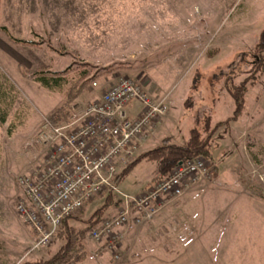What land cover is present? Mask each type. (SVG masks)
<instances>
[{
    "label": "rangeland",
    "instance_id": "rangeland-1",
    "mask_svg": "<svg viewBox=\"0 0 264 264\" xmlns=\"http://www.w3.org/2000/svg\"><path fill=\"white\" fill-rule=\"evenodd\" d=\"M263 26L264 0H0L4 102L14 101L15 108L31 103L32 113L41 106L42 121L81 83L74 101L80 106L122 77L145 91L151 84L154 92L156 83L167 118L156 133L152 127L132 159L166 136L184 144L192 128L207 130V119L211 127L221 123L211 139L213 162L204 159V177L151 219L127 224L112 251L87 232L67 264H264V70L252 53ZM38 74L64 75L66 82L60 90H46L36 82ZM245 79L244 111L225 121L234 110L226 88ZM141 108L132 102L126 110L131 117ZM9 140L0 127V260L9 264L37 251L42 262L64 239L53 238L45 248L34 247L36 239L21 246L19 238L29 232L15 205L21 196L17 178L41 163L44 147L31 144L26 158L24 148H12ZM214 166L217 174L210 172ZM158 178V164L141 161L118 189L134 196ZM102 202L93 199L84 219ZM68 223L86 225L74 218Z\"/></svg>",
    "mask_w": 264,
    "mask_h": 264
},
{
    "label": "built area",
    "instance_id": "built-area-1",
    "mask_svg": "<svg viewBox=\"0 0 264 264\" xmlns=\"http://www.w3.org/2000/svg\"><path fill=\"white\" fill-rule=\"evenodd\" d=\"M134 101L142 108L132 118L126 107ZM166 112L163 100L154 99L139 82L122 77L100 97L78 106L67 122L54 121L52 114L43 116L33 143L44 147L45 153L40 164L17 178L21 196L15 205L18 217L35 235L34 247L49 246L64 218L85 201L110 192L120 196L121 204L88 236L112 251L127 224L151 219L207 174L205 160L195 157L180 162L167 177L137 195L119 191L115 178L120 168L135 156Z\"/></svg>",
    "mask_w": 264,
    "mask_h": 264
},
{
    "label": "trees",
    "instance_id": "trees-1",
    "mask_svg": "<svg viewBox=\"0 0 264 264\" xmlns=\"http://www.w3.org/2000/svg\"><path fill=\"white\" fill-rule=\"evenodd\" d=\"M252 53L257 58L256 66L258 70H264V26L259 31L257 41L252 49ZM85 76L86 72L83 71ZM35 80L40 83L43 87L49 90H60L61 87L66 82V77L64 75L56 76H43L37 75ZM248 80L245 79L239 84L235 85L226 80V90L228 91L231 99L234 103V110L231 117L226 118L225 121L238 119L244 111V95L247 91ZM252 83V82H251ZM84 89V85L73 87L66 94L65 100L55 109L52 114L54 121L67 122L72 116L73 112L77 109L75 107V99L81 94ZM1 97V96H0ZM3 99L1 98V103ZM3 113L5 114L6 111ZM210 119H207L204 133L198 128H192L189 132V137L184 145H176L172 143L169 137H164L160 144L155 148L140 153L134 159L130 160L127 165L118 173L115 178V182L118 184L133 168L141 161H150L157 163L159 166V179L167 177L171 170L180 162L188 159H193L195 157H201L213 162V156L210 151L211 139L213 134L220 127L221 123L217 122L212 127L210 125ZM217 167L214 166L210 170L214 174H217ZM103 197V202L97 205L93 210L88 219H84V214L90 202L85 201L83 205L73 214L64 218L61 226L57 229L55 238L64 239V243L57 249V251L50 256L44 262H33V263H23V264H67L68 259L71 257L75 250V245H77L83 236L87 232L99 225V222L104 218V214L113 206H119L121 204V198H118L115 193H104L94 196L93 199ZM83 220L86 225L84 227L71 226L69 222L70 219Z\"/></svg>",
    "mask_w": 264,
    "mask_h": 264
},
{
    "label": "crops",
    "instance_id": "crops-1",
    "mask_svg": "<svg viewBox=\"0 0 264 264\" xmlns=\"http://www.w3.org/2000/svg\"><path fill=\"white\" fill-rule=\"evenodd\" d=\"M2 78H4V74L0 71V82H1ZM150 85L151 84H148L146 86V91L149 95H151L152 97H155V99H157V100L165 98V96L162 95L161 89H159V87H158V85H156V83H155L154 92L149 89ZM42 88L47 90V88H45L43 86H42ZM96 97H98V96H96ZM1 98L3 99L2 103H1ZM4 101H5V97H0V127H4V129L6 128V134L10 139L9 142H10V144H13V145H11V147L14 149L24 148L23 155L27 158L29 154H27L26 150H28V148L30 147L31 144H34L33 138L35 137V135L37 134V132L39 130V127L41 124V117H42L41 115L45 114L46 110H44L45 108L40 106L38 109L34 110V113H32L31 103L26 104L24 102L23 104L21 103L19 108L18 107L15 108L14 107V101L9 102V100H7V99H6L7 103ZM83 104H85V103H83ZM78 106H80V105H77V103H75V107L78 108ZM12 108L14 109L13 111H12ZM3 111L4 112L6 111V113L4 114ZM140 113H141V111L139 113L131 116V117L134 118L137 115H139ZM127 114H128V112H127ZM166 115L161 120L160 125L158 127L156 126L155 133H156L157 129L160 128L161 124H163L165 122V119L167 118ZM186 141H187V139L185 140V143H186ZM172 143H174L176 145H184L185 144V143L184 144H177L173 141H172ZM35 146H37V145H35ZM141 147H142V144H140L138 148L141 149ZM142 152H144V151L140 150V153H142ZM44 153H45V149H44ZM43 156H44V154H43ZM36 165L37 164L29 167L28 170L26 171V173L28 171H30L31 169H33ZM27 166H29V165H25L24 168L26 169ZM27 230H28L29 234L27 233V235L21 236L19 238V241L21 243L20 244L21 246L24 245L26 247L27 245H29V247H31L34 243L35 237H34V234L32 231H30L28 228H27ZM0 252H1V250H0ZM31 253H34V256H31L32 255ZM27 256H29L28 260L26 259ZM38 256H41V252L38 253L37 251H31V252L25 253L23 255L20 254L13 259L14 261L9 262V264H23V263L40 262L41 260L38 258H42V257H38ZM46 260L47 259H44V260H42V262H44ZM2 263L3 262L0 260V264H2Z\"/></svg>",
    "mask_w": 264,
    "mask_h": 264
}]
</instances>
